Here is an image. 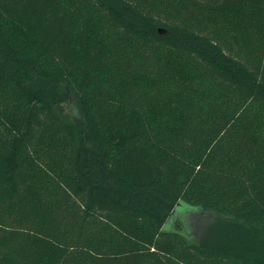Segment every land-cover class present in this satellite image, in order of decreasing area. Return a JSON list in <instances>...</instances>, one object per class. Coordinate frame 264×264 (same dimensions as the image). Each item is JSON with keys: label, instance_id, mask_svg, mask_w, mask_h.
Returning <instances> with one entry per match:
<instances>
[{"label": "trees", "instance_id": "16d2710c", "mask_svg": "<svg viewBox=\"0 0 264 264\" xmlns=\"http://www.w3.org/2000/svg\"><path fill=\"white\" fill-rule=\"evenodd\" d=\"M173 1L0 0V264H264V0Z\"/></svg>", "mask_w": 264, "mask_h": 264}, {"label": "rangeland", "instance_id": "374dc122", "mask_svg": "<svg viewBox=\"0 0 264 264\" xmlns=\"http://www.w3.org/2000/svg\"><path fill=\"white\" fill-rule=\"evenodd\" d=\"M186 1H192V0H174L173 1V6H181L183 5ZM205 12H207L208 15H211L213 18H215V22L217 18H224L229 22L228 26H231L230 23V14L229 11L226 9H216V8H204ZM87 34L91 35V29H87ZM7 38H8V44L9 47L12 50L19 51L22 54H28L32 53L34 51H38V45L36 41L31 39L28 35H26L23 31H21L19 28L16 27H10L7 29ZM175 66L172 78L175 83H178L180 85H184L186 81H189V75L185 72L184 67L181 64V61L178 59H175L174 61ZM108 71V72H107ZM98 81H99V87L103 92H105L107 99H109L108 105L117 107L118 110L112 111L118 113L121 108V104L125 101L128 93H131L134 91L136 88H140L143 90H149L150 96L154 87L153 85H147L146 83H141L140 80L134 79L133 75L130 73H125V72H119L115 69L109 68H104L101 70L99 74H97ZM167 88V87H166ZM156 99H152L150 101L151 105H154L156 103ZM65 111H69L70 108L68 105L63 106ZM259 133L256 131V129L253 130V135H251V143L252 145H255L256 142L258 141V136ZM261 136V135H260ZM191 207L187 206L184 207L182 206L181 209H179L177 212H173L171 222L168 226H164V229L168 228L169 230L173 231H179L180 228L181 230L186 229L193 234H196V230L193 226L195 221L197 220L198 217H196V214L192 212V210L188 209Z\"/></svg>", "mask_w": 264, "mask_h": 264}]
</instances>
